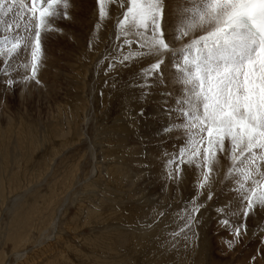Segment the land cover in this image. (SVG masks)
I'll return each mask as SVG.
<instances>
[{
    "label": "rangeland",
    "instance_id": "1",
    "mask_svg": "<svg viewBox=\"0 0 264 264\" xmlns=\"http://www.w3.org/2000/svg\"><path fill=\"white\" fill-rule=\"evenodd\" d=\"M110 1L124 16L114 27ZM186 13L164 0H0V264H264V86L177 50ZM203 150L217 156L197 158V178L217 166L205 189L184 169Z\"/></svg>",
    "mask_w": 264,
    "mask_h": 264
},
{
    "label": "bare ground",
    "instance_id": "2",
    "mask_svg": "<svg viewBox=\"0 0 264 264\" xmlns=\"http://www.w3.org/2000/svg\"><path fill=\"white\" fill-rule=\"evenodd\" d=\"M164 1L167 3V7L168 8H170L172 6H176V7L185 9V11L187 12L186 16L184 18L179 17L178 18V22L174 25V31H173V34H172V41L175 43V48L177 50H180L181 48L185 49V47H188L190 45L193 46V49L197 48L199 50L200 49L201 50H205V51L208 52L206 54V56L208 55L210 57L211 62H214L215 64L219 63L222 66H225L226 69L227 68H229V69L234 68V70H235V68H237V69L242 70V72L245 71V72L248 73L247 74L248 77L246 76V78H249V75L250 76L252 75L253 76L252 78L255 79L256 82L259 83L258 85L261 84V85L264 86V61H263V59L261 58V56L257 52V49H256L257 48V43H256V41L251 37V35L249 33H246V32H244L242 30H236V29L232 30V29H228V28L224 27V21H225V17L227 16V14L232 10L233 7H235L236 5H238L241 2H244L246 0H183V1H178L176 4L173 2V0H164ZM110 3L111 4L108 5V9H109L108 11L111 14L110 24L109 25L111 27H114V26L117 25L118 22H121L120 20H121V18L123 16V11L117 12V9H116V6H115V5H117V1L116 2L110 1ZM123 4H121V2H120V5H123ZM109 7H111V8H109ZM126 7H129V9L131 8V0H126ZM124 10H127V9H124ZM125 24L126 25H124V26H127V27H129L131 25L130 24L128 26L127 25V21L125 22ZM155 26L156 25L153 24V28H154L153 30L157 34L158 33V29H160V28H159V26L157 28ZM162 28H163V33L164 34H165V32L167 33V30L163 27V25H162ZM166 41H167L166 42L167 44H164V45H165V47H169L168 38H167ZM100 56H102V53L100 54ZM160 57H161V54H160ZM200 59H201V55H198L197 56V60H200ZM175 61H177V60H175ZM95 63H96V61L93 62V64H94L93 67L95 66ZM245 72H243L242 74H244ZM252 84H253V81H252ZM179 86H181V84H179ZM177 87L178 86H175V88H177ZM251 87L253 88V86H251ZM257 87H259V86H257ZM257 87H255V88H257ZM250 90H251V88H250ZM164 93H166V92H164ZM222 120H220V121H222ZM68 122L71 124L72 120H69ZM221 130H222V128L220 127V124H219L218 131H216L215 134L221 133L222 132ZM82 134L84 135V130H83ZM232 141H233V143L236 142L237 144H239V146L241 145V143H240L241 141L235 140L234 137H233ZM243 141H245V140H243ZM222 145L224 146V144H222ZM221 149H222V152H220V153H223L224 147L221 146ZM126 152L129 153L128 151H126ZM124 154H122V155H124ZM209 155H212L213 157H209ZM215 156L216 155L213 154V151H211V152H208V155L206 157V152L203 150V151H200L199 154H197V157H195L193 160H191V165L190 164L189 165H185L184 164V166H187L186 168H184L185 171L190 166L191 167L193 166L192 168L194 169V172H192V173H194V177H192V176L191 177L193 178L194 185H196L198 183V181H199V183H202L201 186L202 185L204 186L203 189H205V188H207L208 185H210V182H212L215 179V175L214 174H215V171H217V170H215V169H217V166L213 165L214 163L211 164L210 160L207 161L209 166L205 165L203 176H201L200 178H197V175L199 174V170H200V166L198 164L197 158H198V160H204V159H207V158L216 159ZM121 158L124 159V156H121ZM218 158H220L219 155H218ZM186 164H188V162ZM116 168H118L117 171L114 172L111 177L112 178L113 177L114 178H118L117 180H119V183H120L121 187H124V189L123 188L122 189L125 190V192H126V190L129 189V187L132 185V183H131L132 178H128L125 175L124 172H121V171L124 170L123 165L119 164L117 161H116ZM188 170H190V169H188ZM185 171H184V174H185ZM187 173H186V175H187ZM111 177H109V179ZM148 177L152 178L153 177V173L150 174V176H148ZM208 178H209V180H208ZM127 179L130 180V181L125 182V180H127ZM182 182H183V180H182ZM184 182H183L184 183L183 187L187 183L186 181H184ZM172 183H174V180L172 181ZM179 183H181V182H179ZM160 184H158V186ZM174 185H177V184H174ZM181 185H182V183H181ZM134 186L136 188H138L136 186L135 182L133 184V187ZM187 186H188V184H187ZM188 187H190V186H188ZM179 190L177 188V190H175V192L178 193ZM172 191H171V193H173ZM203 195H205L204 191L202 193V196ZM144 197H145V199H144ZM144 197H143L144 201H143V204L141 205V207L142 208L146 207L149 210V207L152 204V201L150 200L149 197H147V198H146V196H144ZM128 198L131 199V198H134V196H132V197L128 196ZM134 199H136L138 201H141L140 196H138L137 198H134ZM176 199H177V197H176ZM203 200H204V198L202 197L199 200H197V203L198 202H202ZM145 205H147V206H145ZM63 208H64V206L57 210V215L51 221V224H50L49 229L47 231V235H49L48 237H46L47 241H50V240H52L55 237L56 228H57L59 220L61 218L60 215L62 214ZM140 213H142V212H140ZM173 220H175V219H173ZM215 226L216 225H214V227ZM157 228H153L152 232L157 230ZM170 228H172V227L171 226L168 227L167 230H169ZM126 231H128V232L132 231L133 232V230H126ZM146 232H147V230H145V233ZM152 232L150 231V233H146V234L151 235ZM218 233H220V232H218ZM153 235H156V234H153ZM216 235L217 234H215L214 236H216ZM127 236H128V234L125 232V230H120L119 229L117 233H113V239L111 240L110 245H112V247L114 248V251H116V249L119 246H121L120 245L121 242H124L125 239H127ZM42 237H43V239H46L45 235L42 236ZM50 242H52V241H50ZM40 245H42V244H40ZM216 245H217V243H216ZM250 245L251 244H249V246ZM263 249H262V251H263ZM25 257H26V252H22L21 254H17L16 260H19V261L22 262V260H24Z\"/></svg>",
    "mask_w": 264,
    "mask_h": 264
}]
</instances>
